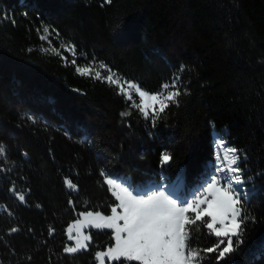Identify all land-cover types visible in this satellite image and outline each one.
Wrapping results in <instances>:
<instances>
[{"label":"trees","instance_id":"trees-1","mask_svg":"<svg viewBox=\"0 0 264 264\" xmlns=\"http://www.w3.org/2000/svg\"><path fill=\"white\" fill-rule=\"evenodd\" d=\"M44 26L76 46V65L95 57L150 92L177 73L188 94L153 126L115 86L47 51ZM214 131L242 150L252 217L232 264H264V0H0V264H97L111 230L86 229L88 251L63 247L79 213L116 203L101 172L147 189L184 169L194 189ZM193 236L201 248L217 240L199 224Z\"/></svg>","mask_w":264,"mask_h":264},{"label":"snow or ice","instance_id":"snow-or-ice-1","mask_svg":"<svg viewBox=\"0 0 264 264\" xmlns=\"http://www.w3.org/2000/svg\"><path fill=\"white\" fill-rule=\"evenodd\" d=\"M105 3H111V0H105ZM43 32L40 39L48 40L49 28L45 27ZM56 35L59 36V33ZM62 47L72 54L70 63L76 66L79 75L91 77L110 87L115 86L116 94L122 96L126 104L130 101V108L138 111L144 119H151L153 126L171 105H178L181 95L188 94L177 73H173L170 81L163 82L158 90L150 92L138 82H121L118 73L103 61L96 62L95 57L88 66L76 65V46L69 42ZM52 51L60 55L65 64L69 63L59 50L52 48ZM97 63L99 70L95 67ZM103 70H107V76L102 75ZM184 70L185 66L180 65V72ZM133 93L139 98V103ZM131 115L128 108L121 112V117ZM5 152L0 145V156ZM242 158V150L228 146L223 138H218L214 142V161L205 166L201 180L194 189L186 188L184 169H177L174 179L162 175L161 180L166 183L153 182L147 189L133 186L127 178L102 171L101 176L116 201L111 206V214L106 215L101 211L79 213L80 218L66 229L67 240L73 243L65 244L63 253L73 255L88 251L92 236L86 229L93 228L111 230L114 241L106 250L95 253L98 264H105V260L108 264H209V254H215L212 259L216 264H232L234 253L239 252L243 243L246 222L252 219L247 213L249 197L245 191V172L240 167ZM172 159L167 150L163 151L161 166L170 165ZM65 185L78 191L71 180L66 179ZM9 191L15 192V186ZM17 198L21 203L25 202L23 193H17ZM68 203L73 205L71 199ZM198 224L208 230V235L217 238L212 246L201 248L195 243L193 229ZM18 230L13 227L10 232ZM54 232L55 229L50 227L49 235ZM259 247L264 252V245Z\"/></svg>","mask_w":264,"mask_h":264},{"label":"rangeland","instance_id":"rangeland-1","mask_svg":"<svg viewBox=\"0 0 264 264\" xmlns=\"http://www.w3.org/2000/svg\"><path fill=\"white\" fill-rule=\"evenodd\" d=\"M45 27H47V26H44L42 29H41V32H40V36L41 35H44V32H43V29L45 28ZM50 30V29H49ZM44 42H45V49L47 50V51H49L50 53H53V54H55L53 51H52V48H55V49H57V50H59L60 52H61V54L62 55H64V56H66L67 57V54H69V55H71L72 56V54L70 53V52H67V51H64V48L62 47V46H67L68 45V43L67 42H65L63 39H61V38H59L57 35H56V33H54V32H52L51 30H50V35H49V37H48V40H44ZM57 55V54H56ZM58 56H60V55H58ZM61 57V56H60ZM91 61V60H90ZM96 62H98V61H96ZM88 64H89V61H87V62H84V63H82V64H79L78 66H88ZM95 67H96V70H99L98 69V63H97V65H95ZM107 70H103L102 71V75L103 76H107ZM93 75H94V73H93ZM120 76V75H119ZM121 77V76H120ZM124 80H126V79H124L123 77H121V82H123ZM133 94H135V93H133ZM218 138H222L220 135H218L215 131L213 132V149H214V142L218 139ZM228 145V144H227ZM229 146V145H228ZM221 156H223V153H221ZM214 161V152H213V156H212V158H211V160L209 161V163H212ZM109 187V186H108ZM109 214H111V211H110V213ZM106 215H108V214H106ZM194 215V214H193ZM76 219H79V217H77ZM75 219V220H76ZM75 220H73V221H71V222H74ZM72 241H68V245H72ZM97 264H98V262H97ZM106 264V263H105Z\"/></svg>","mask_w":264,"mask_h":264},{"label":"crops","instance_id":"crops-1","mask_svg":"<svg viewBox=\"0 0 264 264\" xmlns=\"http://www.w3.org/2000/svg\"><path fill=\"white\" fill-rule=\"evenodd\" d=\"M79 217V216H78ZM80 218V217H79ZM73 221V220H72ZM72 222H70L69 224H71ZM68 224V225H69ZM68 225H67V227H68ZM67 227H66V229H67ZM107 249V247L105 248V249H103V250H106ZM103 250H99V251H103Z\"/></svg>","mask_w":264,"mask_h":264}]
</instances>
